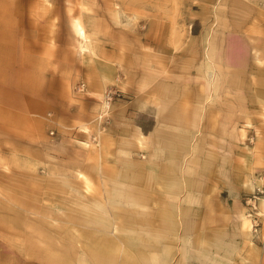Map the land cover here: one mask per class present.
Instances as JSON below:
<instances>
[{"label":"rangeland","instance_id":"374dc122","mask_svg":"<svg viewBox=\"0 0 264 264\" xmlns=\"http://www.w3.org/2000/svg\"><path fill=\"white\" fill-rule=\"evenodd\" d=\"M263 74L264 0H0V264H264Z\"/></svg>","mask_w":264,"mask_h":264},{"label":"bare ground","instance_id":"6f19581e","mask_svg":"<svg viewBox=\"0 0 264 264\" xmlns=\"http://www.w3.org/2000/svg\"><path fill=\"white\" fill-rule=\"evenodd\" d=\"M82 21V20H81ZM80 20H79V18H75L74 20H73V22H72V24H73V27H74V31H75V34H76V36H77V39H78V42H79V44H80V47L81 48H83V44H82V41L78 38V37H82L83 38V40L85 39V41L88 39V37H89V35H88V33H87V31H86V28H85V26L82 24L83 22H81ZM85 44V43H84ZM85 46V45H84ZM249 123V122H248ZM260 197V196H259ZM260 206L262 207V209H264V196L263 197H260ZM22 208H24L23 206H21ZM11 208V210L12 211H15V212H18L16 209H15V207L13 206V207H10ZM17 214H19V213H17ZM240 217H241V221H242V230L244 231V233L246 234V235H249L250 234V232H251V228H252V226H250V225H252V223H251V221H250V218H249V216H250V214L249 213H244L242 210L240 211ZM111 222L112 223H114V225H112L113 226V228H112V230H111V233L112 234H114V235H116V233H115V231H119L120 229H121V222H115V221H113V220H111ZM144 225V224H143ZM91 228H94L95 230H97V231H106L104 228H102V227H91ZM143 228V227H142ZM145 230V229H144ZM102 238V237H101ZM114 238V237H113ZM112 238V239H113ZM246 238V237H245ZM106 239V238H105ZM104 239V240H105ZM109 239H111V238H109ZM249 239V238H248ZM253 239V238H252ZM107 240V239H106ZM250 240V239H249ZM107 242V241H106ZM109 243H110V241H109ZM115 245V244H114ZM49 251H51L52 252V254L55 252V249L53 250V248H51V249H49ZM49 251H47V253L49 252ZM50 253V252H49ZM49 257V259L48 260H52L54 263H57V261H58V258H54V257H51L50 255L48 256ZM60 261V260H59Z\"/></svg>","mask_w":264,"mask_h":264},{"label":"built area","instance_id":"2783aa9c","mask_svg":"<svg viewBox=\"0 0 264 264\" xmlns=\"http://www.w3.org/2000/svg\"><path fill=\"white\" fill-rule=\"evenodd\" d=\"M106 96L109 97V98L112 97V94L110 93V91H107ZM250 200H251L252 208L253 209H254V207L256 208V199H252L251 198ZM249 214L252 215V213H249ZM255 217H256V215H254V219L253 220H254L255 226H257ZM254 230L256 231L257 228L255 227Z\"/></svg>","mask_w":264,"mask_h":264},{"label":"crops","instance_id":"0c3cea01","mask_svg":"<svg viewBox=\"0 0 264 264\" xmlns=\"http://www.w3.org/2000/svg\"><path fill=\"white\" fill-rule=\"evenodd\" d=\"M7 15V13H3V14H1V16H6ZM2 21L3 22H5L6 20L4 19V18H2ZM12 36V35H11ZM11 38V37H10ZM262 79H261V83L262 84H264V74H263V76L261 77ZM264 86V85H263ZM260 95H262V96H264V89H262V94H260ZM243 211V210H242ZM244 213H245V211H243ZM240 219H241V217H240ZM251 226V225H250Z\"/></svg>","mask_w":264,"mask_h":264}]
</instances>
